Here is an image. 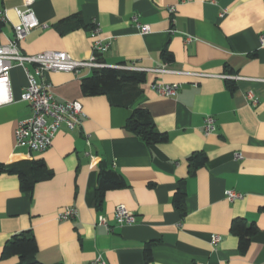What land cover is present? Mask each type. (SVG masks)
I'll return each instance as SVG.
<instances>
[{"label": "crops", "instance_id": "crops-1", "mask_svg": "<svg viewBox=\"0 0 264 264\" xmlns=\"http://www.w3.org/2000/svg\"><path fill=\"white\" fill-rule=\"evenodd\" d=\"M0 7L7 17L0 44H6L20 22L17 9L25 6L0 0ZM32 7L40 25L20 42L25 54L61 50L88 60L96 23V37L108 44L101 56L107 66L167 71L146 70L138 99L116 106L107 94L84 95L81 80L93 69L37 74L26 63L39 82L52 84L59 101L77 100L84 109L80 124L62 123L52 145L39 152L16 147V129L33 109L21 99L25 68L11 69L12 100L0 104V165L41 158L54 175L26 192L18 175L0 167V264H20L18 255L4 257L3 248L22 231L34 233L42 264H90L99 254L106 264H264V0H35ZM143 24L149 32L140 31ZM156 82L180 87L164 96L152 88ZM137 107L150 112L167 141L149 146L126 129ZM208 115L216 124L209 133ZM198 152L207 163L191 173L189 157ZM101 163L127 186L107 191L99 205ZM180 186L183 211L174 201ZM228 190L242 196L231 201ZM120 203L134 212V224H117ZM67 207L77 209L74 218L60 217ZM235 219L259 228L246 254L231 231ZM214 235L221 237L217 245Z\"/></svg>", "mask_w": 264, "mask_h": 264}, {"label": "built area", "instance_id": "built-area-1", "mask_svg": "<svg viewBox=\"0 0 264 264\" xmlns=\"http://www.w3.org/2000/svg\"><path fill=\"white\" fill-rule=\"evenodd\" d=\"M35 0H23L24 9H17L20 22L15 25V37L6 44H0V104L7 103L12 100L9 84V73L15 66H23L26 70L28 82L21 95L24 102L30 104L33 114L27 120L20 122L16 129V147L26 148L28 151L43 152L47 150L53 143L54 137L58 132L62 123H66L70 128L81 123V117L84 115L83 105L80 101H59L52 90L51 83H41L36 75L32 74L25 66L26 63L36 66V73L41 74L42 71H65L79 73L84 68L94 69L107 66L101 59V56L108 50V44L96 37L100 28L95 23V27L91 32L95 37L93 43L92 55L88 60H78L73 58L68 52L61 50H48L37 54H25L20 48V42L26 34L34 27L40 25V21L33 10ZM174 11V7L170 8ZM0 19L7 21L5 9L0 7ZM47 26V24H44ZM140 31L146 33L150 31L149 24L140 25ZM188 41L191 36H188ZM264 42V36L261 37ZM114 68L123 70H140L166 72L165 68L144 69L136 64H118ZM226 78L239 79L240 76L227 74ZM180 87L178 83H154L152 88L160 95H175ZM248 100L251 104L256 105L258 98L251 91L247 93ZM216 129L215 118L208 115L205 119V131L207 133ZM241 158V154H236ZM242 196L234 190L227 191V198L234 200ZM77 215L75 207H67L60 214L61 218L69 219ZM115 220L118 225L134 224L137 220L136 215L125 204H117L115 208ZM100 222L108 225L106 218L100 217ZM109 229H111L109 227ZM221 240L219 235H214L212 243L217 245ZM90 264H106L101 254H99Z\"/></svg>", "mask_w": 264, "mask_h": 264}, {"label": "trees", "instance_id": "trees-1", "mask_svg": "<svg viewBox=\"0 0 264 264\" xmlns=\"http://www.w3.org/2000/svg\"><path fill=\"white\" fill-rule=\"evenodd\" d=\"M4 22L0 19V33ZM92 24L90 33L94 29ZM164 58L173 61L171 52L164 51ZM147 72L140 70H123L110 66L94 68L92 74L82 78L81 87L84 95L96 96L107 94L110 102L116 106H129L133 104L142 94L139 88L141 83L147 80ZM126 129L138 135L149 146L162 143L168 140L166 132L160 131L150 112L141 107L134 109L132 115L127 120ZM207 156L204 153H194L189 157L190 172L207 163ZM2 170L19 176L23 191H33L35 185L40 181H46L53 177L54 171L46 166L43 159L23 160L8 165H0ZM127 186L125 178L115 169L100 164L99 181L97 187V201L100 205L109 190L121 189ZM185 190L180 186L175 194V205L183 211L185 201ZM231 231L239 237V251L246 254L250 248L252 238L259 231L255 222L248 224L241 219H235L231 226ZM150 248H147V256H150ZM38 243L32 231H22L14 234L4 245L3 256L9 257L18 255L20 264H42L37 259ZM150 258V257H149Z\"/></svg>", "mask_w": 264, "mask_h": 264}]
</instances>
